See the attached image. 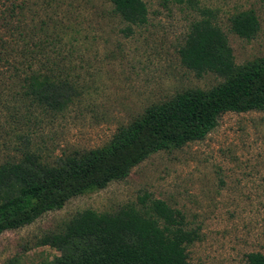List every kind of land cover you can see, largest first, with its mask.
<instances>
[{
  "label": "rangeland",
  "instance_id": "1",
  "mask_svg": "<svg viewBox=\"0 0 264 264\" xmlns=\"http://www.w3.org/2000/svg\"><path fill=\"white\" fill-rule=\"evenodd\" d=\"M144 1L148 22L128 30L108 0H0V21L12 3L24 4L16 22L24 36L0 48V165L26 150L54 163L102 147L151 105L221 83L213 72L198 76L179 54L204 10L226 33L237 64L264 59V0ZM245 10H254L260 22L250 40L231 28L234 15ZM47 57L64 65L72 95L54 114L26 97ZM142 199H161L184 213L199 234L188 246L193 264H245L249 253H264V111L226 112L204 139L158 151L125 179L4 232L0 264H51L60 252L40 244L45 234L83 210L140 208Z\"/></svg>",
  "mask_w": 264,
  "mask_h": 264
},
{
  "label": "trees",
  "instance_id": "2",
  "mask_svg": "<svg viewBox=\"0 0 264 264\" xmlns=\"http://www.w3.org/2000/svg\"><path fill=\"white\" fill-rule=\"evenodd\" d=\"M128 30L149 20L144 0H108ZM12 3L0 21V48L24 36ZM232 31L248 40L260 30L254 10L237 13ZM18 38V39H19ZM47 39V38H46ZM182 63L198 76L213 72L223 81L210 89L192 88L151 105L145 114L122 128L106 145L62 155L54 163L26 150L18 160L0 165V237L62 209L72 198L129 176L150 155L204 139L222 114L264 111V59L239 65L223 29L210 11L195 20L180 47ZM69 74L59 60L47 63L32 78L26 97L51 113L72 102ZM142 199L116 212H78L60 231L45 234L41 245L58 249L51 264H193L188 246L199 234L184 213L161 199ZM245 264H264V253L251 252Z\"/></svg>",
  "mask_w": 264,
  "mask_h": 264
}]
</instances>
